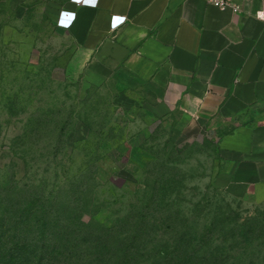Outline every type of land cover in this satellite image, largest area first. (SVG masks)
<instances>
[{
  "label": "rangeland",
  "instance_id": "obj_1",
  "mask_svg": "<svg viewBox=\"0 0 264 264\" xmlns=\"http://www.w3.org/2000/svg\"><path fill=\"white\" fill-rule=\"evenodd\" d=\"M54 14L44 1L0 0V201L21 193L17 201L81 203L86 224L127 220L124 234L145 218L137 264H155L179 232L209 237L192 247L225 252L236 264H264V202L216 185L230 167L221 136L257 112L199 132L180 125L178 113L157 117L143 89L89 87ZM260 119L253 124L263 128ZM169 219L175 226L161 227ZM249 219L261 231L237 240L235 229Z\"/></svg>",
  "mask_w": 264,
  "mask_h": 264
},
{
  "label": "crops",
  "instance_id": "obj_2",
  "mask_svg": "<svg viewBox=\"0 0 264 264\" xmlns=\"http://www.w3.org/2000/svg\"><path fill=\"white\" fill-rule=\"evenodd\" d=\"M32 1L53 8L89 87L143 89L157 117L178 113L180 125L199 132L257 112L221 136L230 167L216 185L264 202V124H253L264 119V0H233L239 12L205 0Z\"/></svg>",
  "mask_w": 264,
  "mask_h": 264
},
{
  "label": "trees",
  "instance_id": "obj_3",
  "mask_svg": "<svg viewBox=\"0 0 264 264\" xmlns=\"http://www.w3.org/2000/svg\"><path fill=\"white\" fill-rule=\"evenodd\" d=\"M20 195L12 201H0V264H137L141 237L147 236L150 227L145 218L136 223L134 233L124 234L120 228L127 220L94 227L79 217L81 203H28L17 201ZM259 223L245 220L235 229L236 239L252 240L262 229ZM159 224L168 229L175 226L170 219ZM208 238H190L179 232L172 246L158 253L155 264H236L225 252L191 245V241L200 244ZM223 243L229 244L228 240Z\"/></svg>",
  "mask_w": 264,
  "mask_h": 264
},
{
  "label": "built area",
  "instance_id": "obj_4",
  "mask_svg": "<svg viewBox=\"0 0 264 264\" xmlns=\"http://www.w3.org/2000/svg\"><path fill=\"white\" fill-rule=\"evenodd\" d=\"M207 1L210 5L220 9V10H226V9H233L235 12L240 11V7L235 5L233 0H205ZM81 4H86V1L83 0ZM259 17L264 18L263 14H259Z\"/></svg>",
  "mask_w": 264,
  "mask_h": 264
}]
</instances>
